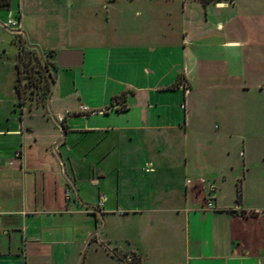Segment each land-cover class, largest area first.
<instances>
[{
    "label": "crops",
    "instance_id": "0c3cea01",
    "mask_svg": "<svg viewBox=\"0 0 264 264\" xmlns=\"http://www.w3.org/2000/svg\"><path fill=\"white\" fill-rule=\"evenodd\" d=\"M17 14L57 51L45 104L19 103ZM127 255L264 264V0H0V264Z\"/></svg>",
    "mask_w": 264,
    "mask_h": 264
},
{
    "label": "rangeland",
    "instance_id": "374dc122",
    "mask_svg": "<svg viewBox=\"0 0 264 264\" xmlns=\"http://www.w3.org/2000/svg\"><path fill=\"white\" fill-rule=\"evenodd\" d=\"M14 5L16 7V3ZM36 31L38 36L39 33H42L43 35L45 33L43 29L41 32H39L38 29H36ZM18 43L20 47H25V53L23 54L20 62L22 71V88L24 91L21 100H23V104L25 105L30 104L36 106L42 103L45 104L51 93L52 75L50 71H52L51 65L53 64L51 60L54 59L57 51H49L46 54H43V52L37 48H33L30 45L25 44L22 38ZM26 64H28V66H26ZM40 65L46 70L47 82L49 85H46V82L44 81L41 82V80L38 79V74L35 73L33 77L30 72H27V68L31 69V67L34 66V69L38 70Z\"/></svg>",
    "mask_w": 264,
    "mask_h": 264
},
{
    "label": "built area",
    "instance_id": "2783aa9c",
    "mask_svg": "<svg viewBox=\"0 0 264 264\" xmlns=\"http://www.w3.org/2000/svg\"><path fill=\"white\" fill-rule=\"evenodd\" d=\"M2 26L5 28V29H8L10 30L15 38L17 40H20L21 38L23 39V36H24V29H23V26H22V21L19 17V14H17L16 16H13V17H10L4 24H2ZM19 156V154H18ZM207 189V201H206V209L208 210H212L214 209V206H213V203H212V200H213V197H212V192L214 191V186L213 185H208L206 187ZM68 197H70V193H68ZM98 206H103V201L101 200L99 202V205ZM133 261V256L132 255H127L125 256V258L123 259V261H121L122 264H131Z\"/></svg>",
    "mask_w": 264,
    "mask_h": 264
},
{
    "label": "trees",
    "instance_id": "16d2710c",
    "mask_svg": "<svg viewBox=\"0 0 264 264\" xmlns=\"http://www.w3.org/2000/svg\"><path fill=\"white\" fill-rule=\"evenodd\" d=\"M25 47L24 46H21L20 47V52H19V57H18V61H17V69H18V78H17V81H16V90L18 92V95H19V103L20 104H23V100H21V97H22V94H23V88H22V71H21V66H20V62H21V58L23 57V54L25 53ZM26 66H28V64H26ZM35 67L32 66L31 69L30 68H27V72H30L31 73V76H33L35 73L38 74V79L41 80V82H46V85H49V83L47 82V76H46V70L43 69V67L40 65L39 69H34ZM32 71V72H31ZM24 72V71H23ZM34 77V76H33ZM241 200H242V192H241V188L239 186L238 188V197H237V201L238 203L240 204L241 203ZM133 256V261L131 264H136V259ZM124 257H120V260L123 261Z\"/></svg>",
    "mask_w": 264,
    "mask_h": 264
},
{
    "label": "water",
    "instance_id": "95a60500",
    "mask_svg": "<svg viewBox=\"0 0 264 264\" xmlns=\"http://www.w3.org/2000/svg\"><path fill=\"white\" fill-rule=\"evenodd\" d=\"M60 67H76L81 65L82 53L80 51L62 50L56 56Z\"/></svg>",
    "mask_w": 264,
    "mask_h": 264
}]
</instances>
